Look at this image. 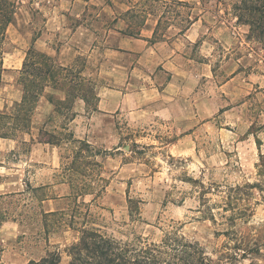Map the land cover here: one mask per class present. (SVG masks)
Listing matches in <instances>:
<instances>
[{
    "label": "rangeland",
    "instance_id": "rangeland-1",
    "mask_svg": "<svg viewBox=\"0 0 264 264\" xmlns=\"http://www.w3.org/2000/svg\"><path fill=\"white\" fill-rule=\"evenodd\" d=\"M69 6L85 7L73 42L83 55L93 46L97 50L86 63L93 74L90 79H73L62 104L66 107L81 90L93 103L94 84L100 79L98 61L120 35L152 30L154 39L173 40L197 21L203 29L200 40L212 55L200 67L188 109L177 118L123 113L110 118L102 131L98 125L90 132L76 131L69 123L71 111L56 102L60 115L55 113L46 125L56 134L42 131L40 138L60 140L58 167L27 161L30 144L21 139L29 125L15 131V149L0 148L1 263L29 264L57 252V264H101L85 249L79 251L81 260L74 259L73 245L85 231L136 246L139 239L158 242L172 222L185 239L213 252L227 239L223 232L229 226L214 205L216 222L201 212L203 183L220 189L252 185L243 188L251 215L229 228L230 237L250 243L258 239L261 244L260 254L251 253L236 264H264V173L258 167L264 153V0H22L8 28L5 65L17 62L28 49L25 73L7 69L5 79L13 75L21 87L33 59L41 63L40 69L45 64L59 71L52 60L33 57L29 43L42 34L50 9L65 11ZM65 22L74 28L82 21L71 15ZM213 27L219 33L212 34ZM197 45H188L189 51ZM192 58L204 59L200 54ZM73 68H67L65 82L73 77ZM205 196L210 204L219 199L215 190Z\"/></svg>",
    "mask_w": 264,
    "mask_h": 264
},
{
    "label": "crops",
    "instance_id": "crops-1",
    "mask_svg": "<svg viewBox=\"0 0 264 264\" xmlns=\"http://www.w3.org/2000/svg\"><path fill=\"white\" fill-rule=\"evenodd\" d=\"M64 10H61V7L50 9L49 14L45 16L42 34L29 43L30 49L52 60L59 71L56 72L54 66L47 67L51 76L44 81L30 116L28 130H24L25 137L21 140L30 144L27 161L33 160L45 163L44 165L47 163L53 168L60 166V140L52 142L40 138L42 131L56 134L46 129L51 116L55 113L57 117L60 115L56 102L61 109L71 111L69 123L73 124L72 127L76 131L81 129L88 132L90 127L97 125L99 131H102V127H107L110 118L123 113L135 118L172 119L186 112L189 97L199 81L200 67L204 68L205 59L212 55L211 49L205 46L206 41L200 40L203 29L197 21H193L182 36L173 40L154 39L153 32L149 29L148 32L136 36L120 35L116 46L104 48L98 61L96 71L100 79L94 84L93 103L87 101L85 91L81 90L80 94L74 96L69 107H66L62 104L69 97L68 88L73 79L86 80L93 74L87 64L91 63L97 46H93L83 55L79 46L73 42L83 25L85 7L69 6ZM71 15L82 21L74 28L65 22ZM211 32L219 33L218 27H213ZM53 37L55 41L57 38V42ZM197 42V50L189 51L188 45ZM27 50L10 66L5 65L4 57V66L14 70V73L23 70ZM194 54H200L204 59L194 60ZM81 55L84 56V64L80 62ZM189 59H192L194 64L187 63L186 60ZM72 67L74 68L69 73H73V77L65 82L67 68ZM41 68L44 69V64ZM61 72L67 74L62 75ZM47 73L49 75L45 67L43 74ZM5 74L4 72L0 80V111L11 113L9 107H13L15 102L22 99L23 91L14 81L13 75L5 79ZM4 89L8 92L5 93ZM17 144L16 137H0V148L13 150Z\"/></svg>",
    "mask_w": 264,
    "mask_h": 264
},
{
    "label": "trees",
    "instance_id": "trees-1",
    "mask_svg": "<svg viewBox=\"0 0 264 264\" xmlns=\"http://www.w3.org/2000/svg\"><path fill=\"white\" fill-rule=\"evenodd\" d=\"M21 5L22 0H0V80L7 70L4 66V57L7 51L8 28L14 24L17 9ZM31 51L35 58H46L38 51L33 49ZM36 63H39V61L33 59L32 69L28 72V76L21 78L22 99L14 103L11 113L0 111V137H14L15 131L25 129L30 123V113L33 112L36 100L43 88V83L51 76L47 67L46 70L49 75L48 73L47 75L43 74L45 64L44 69H40ZM19 73L23 75L25 73L24 69ZM259 159V172L264 173V153H260ZM249 187H252V185L245 184L242 187L225 186V189H220L222 187L218 184L205 185L200 183L199 201L201 212L204 216L208 215L216 222L215 211L212 206L214 205L217 207L216 210L219 216L229 228H232L238 220L245 221L251 215L248 193L243 190V188ZM211 190H215L219 195L218 201L212 204L209 203L210 199L205 196V193ZM229 228L223 232L227 239L220 245L215 246L213 252L210 253L198 241L185 239L179 233V228L174 222L163 231L158 242H147L139 239L136 246L130 244L120 245L95 231H85L86 235L82 237L78 244L73 245L76 250L74 259H82L79 252L82 249L87 250L92 258L99 259L101 264H236L239 258L244 259L251 253L260 254L261 244H259L258 239H255L252 243L243 238L233 241L230 237L231 229ZM1 252L2 248L0 247V256ZM58 260L59 254L52 252L39 261H30L29 264H57ZM0 264H2L1 259ZM71 264L74 263L71 262Z\"/></svg>",
    "mask_w": 264,
    "mask_h": 264
}]
</instances>
